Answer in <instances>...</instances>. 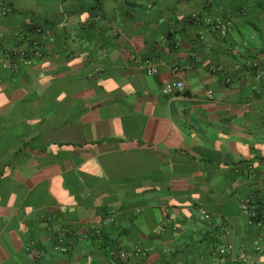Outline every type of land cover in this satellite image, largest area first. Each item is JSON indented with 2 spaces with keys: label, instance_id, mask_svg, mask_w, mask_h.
Masks as SVG:
<instances>
[{
  "label": "crops",
  "instance_id": "0c3cea01",
  "mask_svg": "<svg viewBox=\"0 0 264 264\" xmlns=\"http://www.w3.org/2000/svg\"><path fill=\"white\" fill-rule=\"evenodd\" d=\"M28 30L42 59L0 66V264H264L239 206L264 216V0H0V43Z\"/></svg>",
  "mask_w": 264,
  "mask_h": 264
},
{
  "label": "built area",
  "instance_id": "2783aa9c",
  "mask_svg": "<svg viewBox=\"0 0 264 264\" xmlns=\"http://www.w3.org/2000/svg\"><path fill=\"white\" fill-rule=\"evenodd\" d=\"M6 13V9L2 8V14ZM216 28L221 29V34L225 33V25L215 24ZM36 30H28L19 33L16 36V45L14 47H6L0 43V66L7 65L11 73L17 72L19 67L29 66L35 61L42 59L41 45L36 37ZM98 71V70H96ZM155 70L150 68L148 74L152 75ZM183 91V84L181 82L167 83L161 88V94L164 96H176ZM240 211L245 216L250 224L256 229L261 230L264 227V216L260 213L257 202L250 197L240 198L239 201ZM200 217L204 221H209L211 216L203 209H199ZM95 234H99V231H95ZM56 250L61 253H66L68 248L63 238H58L55 244ZM232 249L231 245H227L224 248H218L217 253L220 256L225 255ZM256 251L260 250L258 244L256 245ZM136 253L139 254L140 250L136 249ZM120 259H126L127 256L124 252L118 254Z\"/></svg>",
  "mask_w": 264,
  "mask_h": 264
}]
</instances>
